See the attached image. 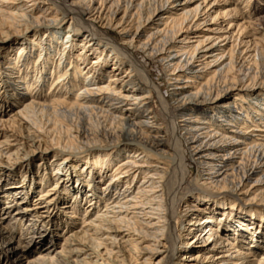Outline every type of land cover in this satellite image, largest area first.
Instances as JSON below:
<instances>
[{
  "label": "bare ground",
  "instance_id": "obj_1",
  "mask_svg": "<svg viewBox=\"0 0 264 264\" xmlns=\"http://www.w3.org/2000/svg\"><path fill=\"white\" fill-rule=\"evenodd\" d=\"M38 1L0 0V36L28 39L7 52L0 44V101L15 96L0 102V175L14 174L7 165L22 179L12 175L0 198L9 209L35 182L43 190L0 222L4 253L29 238L24 251L37 254L27 263L55 264L45 241L58 245L48 231L67 227L53 214L62 199L69 218L82 222L62 234L64 262L79 254L83 264H264V53L250 52L256 41L243 39L250 26L238 21L239 11H213L226 0L190 8L194 0H49L44 11ZM225 21L226 30L236 28L224 38L234 39L230 48L196 56ZM141 51L168 69L173 103L151 82ZM45 86L51 96H41ZM12 102L18 106L6 116ZM73 116L81 119L75 134L63 123ZM78 140L94 145L77 153ZM178 140L199 166L197 186L177 177L176 162H187ZM22 156L39 158L36 172ZM29 172L33 182L25 183ZM182 198L188 227L180 239L175 202ZM181 251L187 262L174 260Z\"/></svg>",
  "mask_w": 264,
  "mask_h": 264
},
{
  "label": "rangeland",
  "instance_id": "obj_2",
  "mask_svg": "<svg viewBox=\"0 0 264 264\" xmlns=\"http://www.w3.org/2000/svg\"><path fill=\"white\" fill-rule=\"evenodd\" d=\"M173 1H176V0H173ZM179 1V0H177ZM183 1V0H182ZM25 2V1H24ZM194 2V4H193ZM200 3V0L197 1V0H194L190 3H187V5H185L186 7H194L196 6L197 4ZM39 4V7L38 8H41V11L45 10L44 7L49 4V0H40L36 3V5L34 7H36L37 5ZM233 9V8H236L238 11H239V16H240V19H238L239 22H244L246 24H248L250 26V28L247 29L246 32H249L248 36H244L243 39L244 40H249V39H252L253 42L256 41V43H253V46L250 48V52H252L253 54H256V56L258 57L259 56V52H263L264 53V0H226L222 3H220L219 5H217V7H215L213 9V11L215 10L216 12L217 11H223L224 9ZM54 8H52V6H50V9H49V12L53 11ZM121 15H123V12L118 16L120 17ZM97 25H100L98 24V22L96 23ZM227 22H223L221 25H220V29L222 31L218 32V33H212V34H207L209 33V31H204L203 30H199L197 31L198 34H201V32H203V34L201 35H208V36H211V37H214L212 38L210 41L206 42L205 44L207 45L206 47H203V45H200L199 46V50L197 51V55L198 56L199 54H205L206 52L208 51H205L207 48H210V53H220V51L222 49L224 50H228L231 46V43L234 39H224L226 38L227 36L231 35V32H235L236 28H233L232 30L231 29H228L226 30L225 28L227 27ZM146 26V24H145ZM231 30V32H230ZM62 31V30H61ZM201 31V32H200ZM29 35V34H28ZM61 37H62V40H63V37L65 35V32L62 31V34H59ZM112 35L113 36H119V34L117 33V31L114 29L112 31ZM250 35V36H249ZM195 36V35H194ZM200 36V35H199ZM220 36V39H216L217 37ZM184 36H180L177 40H176V44L178 46H184L183 45V38ZM201 38V37H200ZM16 40V41H15ZM192 41H197V37H194V38H191ZM25 42V41H28L27 37L25 35H22L20 37L18 36H11V37H4V36H0V44L3 43L4 45V48L6 49V52L7 50H9L11 48V46L13 45V43H17V42ZM5 42V43H4ZM191 44L193 45H196L197 43L196 42H192ZM255 44V46H254ZM244 44H242L241 48L242 50L245 49L246 47L243 46ZM255 47V50H253V48ZM221 49V50H218V49ZM11 50V49H10ZM253 50V51H252ZM260 50V51H259ZM1 53V52H0ZM208 54V55H209ZM5 55V52L0 54V72L3 70V65H2V62H3V58H1V56ZM140 56L142 58V60H144L147 64V69L148 71L151 73V82L155 84L156 87L160 88V91L163 93L164 90H166L168 96L166 95V98L164 97V100H165V103L167 104H171L174 102V99H172V91L170 90V86L168 85V82H169V78H168V69L164 68L163 65H161L160 63L157 62V60L155 59H152L150 57L147 56V53H144V52H140ZM227 58V52L225 53L224 57L221 59L222 60H225L224 63L222 65H225L228 61V59L226 60ZM193 62V60H192ZM89 63V62H88ZM200 63V62H199ZM217 66V65H216ZM105 76V75H104ZM242 77H244V75H242ZM108 78L107 76L104 77V79ZM4 87V86H3ZM49 91V86H45V87H42L41 88V96H51L47 94V92ZM257 92H260V91H255L254 93L256 94ZM264 92V91H263ZM13 92H7L5 94V96L2 98V100L0 101L1 103L3 102V100L5 101L6 100H9V98H14L15 96L12 95ZM10 96V97H9ZM72 98L74 96V93L70 95ZM1 98V96H0ZM43 97H41V102L43 101H46L47 103H50V99H44L42 100ZM168 99V100H167ZM181 99V98H180ZM250 102L253 103L254 100H252L251 98H249ZM12 101V100H11ZM10 101V102H11ZM156 101V110L158 112H160L162 110V106H161V103L159 101V99L156 97L155 99ZM0 103V104H1ZM13 103V102H12ZM12 107H8L7 108V111L5 112L6 113V116L10 113H13V111L16 109L15 107L18 106L16 105V103L13 105L11 104ZM14 106V107H13ZM256 107L255 108H258L257 105H255ZM15 112V111H14ZM5 115V114H4ZM5 116V117H6ZM66 118V119H65ZM64 118V121L63 123L64 124H69L71 125L70 127L71 128V134H75L76 133V130H78V128L81 126L80 123H81V119L79 120L78 117H65ZM75 118V119H74ZM63 119V118H62ZM91 122L95 123L93 119L90 120ZM60 123V122H59ZM61 122V124H63ZM96 124V123H95ZM172 142V141H171ZM173 143H175V141H173ZM176 144V143H175ZM183 141L182 140H178L177 141V147H178V150H182V154L184 156H187V162L184 164V163H180L178 164V161L176 162L177 163V177L178 179H182L184 178L185 176V181L187 179L188 181V184L192 187L194 186H197L198 185V181H199V166L197 165V163L193 162V160L191 159L190 157V150L186 148V150L184 151V146L183 145ZM94 143H90V142H86V141H83V140H78L77 143H76V148L73 149L74 152H81L82 150H84L85 148H88L90 146H93ZM177 150V151H178ZM24 152V150H23ZM31 157H27V156H22V161L27 163V166L28 164L31 163V166L28 167V170H30V172L34 173L37 171V161H39V158L38 159H34L35 157H32V159H30ZM34 159V160H33ZM31 161V162H30ZM34 167V168H33ZM3 168H7V170L11 171V172H14V174L11 173V176L9 178H7V181H5V177H3L1 179V175H0V180H2V182L0 183L1 186V192L0 194H5V191L4 190V186H7V184L12 180V175H16L14 177V180H22L21 179V172L18 170H12L9 168V166L7 165H4ZM26 167H24L25 169ZM179 168V169H178ZM179 170V171H178ZM16 172V173H15ZM27 173L26 175V182L25 183H29V182H33L32 180V176L33 174L31 173ZM2 173V170L0 171V174ZM188 173V174H187ZM10 174V173H9ZM185 174V175H184ZM7 175V173H6ZM11 179V180H10ZM30 180V181H29ZM35 180V179H34ZM13 181V180H12ZM36 181V180H35ZM36 184L33 186V190L30 192V195L29 196H26L25 199H22V194L25 193L26 189H24L23 193L21 192L20 189L17 190V192H21V193H16V198L18 200H15L17 202L16 205H14V207L12 208H9V209H5L4 206L7 204V200L0 198V222L2 223L4 220L6 222H9L11 221L12 219V214L13 212H15V210H17L19 207L23 206V203L21 202H28L27 204H32L36 199H37V196H38V193H39V190L40 191H43L42 189H35V187L38 185L37 182H35ZM53 184V182L51 183ZM187 192V190L185 191ZM185 194V193H184ZM21 197V198H20ZM185 197V196H184ZM20 198V199H19ZM9 201V200H8ZM180 201V202H179ZM20 202V203H19ZM64 201H62V199H60L56 204L53 205V210H54V215L56 214L58 217H60L62 219V222H65V220L68 221V223H66L67 227L65 229L63 228H60L58 229V227L54 226V229H50L48 232L53 235V236H56L57 240H58V245L56 244V246H52V244L49 242L50 238L48 239V241H45V245H48L49 246V253H51L52 255H55V258L57 261H55L54 263L55 264H71V262L75 259L77 260L74 264H83V262L85 261V259H83V256L82 255H77L76 257H67L68 259H70L71 262H68V261H63V257H61L60 255H58V253L60 252V249H61V237L68 233L69 231V227L71 229H76L77 226L79 227L80 224H82L81 220L80 219H71L69 218L70 215L69 213H67V209L65 208H62V203ZM176 204H178V212L175 216V219H176V222L178 223V233L176 234V238H180L183 237V234L187 232V227L185 228V224L186 222L183 221V218H184V210H185V199L182 198V199H179L178 201L175 202ZM25 204V203H24ZM42 204H44V202H42ZM86 206H87V203H82L81 204V208H80V212H84V210L86 209ZM8 212V213H7ZM5 217L2 219V216ZM79 216V215H78ZM81 216V215H80ZM8 218V219H7ZM29 218V216H28ZM27 219V217H26ZM28 222L27 220L24 221V226L21 227V229L23 228H26L27 225H25V223ZM0 223V224H1ZM222 227H224V230L222 232V230L220 229L219 233L221 234L220 236L223 237L220 242H221V245H225L226 241H225V238H226V230H227V226L226 225H221ZM63 234V235H62ZM6 235H2L1 239H0V246L2 245V247H0V264H18L19 263V259L18 257L21 255L25 256L24 259H22L21 263L20 264H29L27 263L28 260H30L31 258H33V256H35L37 253V251L34 250V252H30V255L29 253H25L24 250L27 249L26 245L28 243V240L29 238H26V239H22V249H18L16 251V253H8L6 251L5 252V249L4 247L7 246V244L5 243L6 241ZM217 238H212V240H215L216 241ZM231 241V240H230ZM234 240H232L233 242ZM225 247V246H224ZM174 252H172V255H173ZM253 254V253H252ZM251 254V255H252ZM259 253H256V258L259 257L258 255ZM188 255L184 254V251H181L180 254H178L174 260L178 263H182V262H187L188 259L187 257ZM159 259V256H157L156 258H153V261L154 263L157 262V260ZM141 261V260H140ZM139 261V262H140ZM25 262V263H24Z\"/></svg>",
  "mask_w": 264,
  "mask_h": 264
}]
</instances>
